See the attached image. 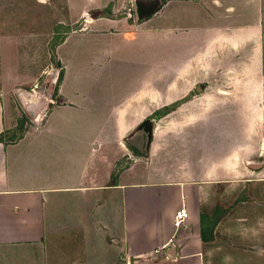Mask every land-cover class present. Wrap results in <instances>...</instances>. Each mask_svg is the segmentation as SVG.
<instances>
[{"label":"crops","instance_id":"crops-1","mask_svg":"<svg viewBox=\"0 0 264 264\" xmlns=\"http://www.w3.org/2000/svg\"><path fill=\"white\" fill-rule=\"evenodd\" d=\"M56 1L0 0V264H213L226 209L236 244L256 246L264 0H161L147 16L137 4L134 22L110 0L83 27L85 0ZM141 68L173 84L127 88ZM14 100L34 117L12 133Z\"/></svg>","mask_w":264,"mask_h":264},{"label":"rangeland","instance_id":"rangeland-1","mask_svg":"<svg viewBox=\"0 0 264 264\" xmlns=\"http://www.w3.org/2000/svg\"><path fill=\"white\" fill-rule=\"evenodd\" d=\"M99 3H102L103 6L96 7L89 3V1L85 0L84 2V16L82 18L81 23L78 26H82L91 20V17H98L102 14H107L110 9L109 5H107L110 0H96ZM161 0H127L126 5L124 2V7L119 10L116 14L117 16H127V19L131 22H134L135 14L132 8L133 3L139 4L140 7L143 8L144 13L151 12L155 10L159 2ZM56 0H53V4H56ZM105 5V6H104ZM55 10V7H53ZM63 12L61 15L56 16V12H53V42L57 41L60 37H62L69 28L66 26L64 27L63 23L60 22L62 19L63 21H68L70 18V12L68 10H62ZM147 16V14L145 15ZM140 17V16H139ZM138 21V20H136ZM55 30V33H54ZM54 61V57H53ZM144 69L140 70H133V73H127V88L132 90H136L139 87L143 86H151V87H165L168 85L173 84V73H144ZM88 77L85 76V79ZM217 80H213V84H218ZM199 84H208L206 82H200ZM35 85L43 90L44 82L43 79H37ZM93 85V81L89 78L85 86ZM53 92L55 94L57 87H58V79H55L53 84ZM14 105L20 111L21 121L18 122L16 129H13L11 132H22L25 126H29L31 124V119L34 117V111L32 109L26 110L22 104H20L17 100H14ZM24 105V104H23ZM20 108V109H19ZM166 109V108H165ZM165 109H161L156 112L157 115H161L164 113ZM153 122L149 121V125L152 126ZM145 126V125H143ZM146 127V126H145ZM151 128V127H150ZM149 132V131H148ZM229 211V209H226ZM220 213L215 215V219L217 220L220 218L223 222L222 230L217 233V242H220L219 245H222L218 249V252L211 256V260L213 264H264V237L260 238L259 240L256 239L255 244L256 246H252L251 241L253 238H247L244 240L243 245L236 244V238L234 236L235 232L226 231L224 227L231 226L229 222L230 217L226 214L227 213ZM232 227V226H231ZM251 232V231H248Z\"/></svg>","mask_w":264,"mask_h":264},{"label":"water","instance_id":"water-1","mask_svg":"<svg viewBox=\"0 0 264 264\" xmlns=\"http://www.w3.org/2000/svg\"><path fill=\"white\" fill-rule=\"evenodd\" d=\"M133 11H134V14H135V19H137L138 18V10H137V4L136 3H133ZM139 133H142V135H143V138L142 139L143 140H142L141 143L140 142H137L136 145H137V148L142 153H144L145 152V149H146L147 140L149 138V134H148V131L145 130V128H141L140 131H139ZM131 140L134 143L135 142V137L133 138V136H132ZM127 141H129V139Z\"/></svg>","mask_w":264,"mask_h":264},{"label":"built area","instance_id":"built-area-1","mask_svg":"<svg viewBox=\"0 0 264 264\" xmlns=\"http://www.w3.org/2000/svg\"><path fill=\"white\" fill-rule=\"evenodd\" d=\"M188 217V211L185 207H181L175 214V226L181 225Z\"/></svg>","mask_w":264,"mask_h":264},{"label":"trees","instance_id":"trees-1","mask_svg":"<svg viewBox=\"0 0 264 264\" xmlns=\"http://www.w3.org/2000/svg\"><path fill=\"white\" fill-rule=\"evenodd\" d=\"M138 7H140V5H139ZM142 12H143L142 14H145L144 11H142ZM153 12H154V10L151 11V12H148V13H146V14H147V15H150V14L153 13ZM139 16L142 17V15L140 14V12H139ZM58 80H60V75H59ZM141 125H145L146 128H147V130L149 131V134L151 133V128H150L151 126L149 125V119L144 120V121L142 122Z\"/></svg>","mask_w":264,"mask_h":264}]
</instances>
